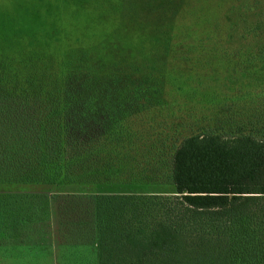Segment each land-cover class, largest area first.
Instances as JSON below:
<instances>
[{
    "label": "rangeland",
    "instance_id": "1",
    "mask_svg": "<svg viewBox=\"0 0 264 264\" xmlns=\"http://www.w3.org/2000/svg\"><path fill=\"white\" fill-rule=\"evenodd\" d=\"M262 6L264 0H0L4 48L23 54L37 50L50 61H60L79 43L75 38L83 35L86 41L103 45L98 48L110 63L119 54L142 51L141 59L128 64L130 75L125 76L123 69L113 80L117 95L84 90L98 108L97 121L92 122L95 115H84L83 123L65 130L70 134L81 129L88 137L83 139H104L95 146H108L122 135L128 152L120 154L121 160L117 150L108 157L112 162L103 168L97 184L0 185V208L23 195L36 196L39 206H48L38 223L44 236L30 237L23 245L10 238L8 214H0L4 219L0 231L5 233L0 232V240L10 241L0 245V264H97L91 197L170 194L169 163L179 140L206 128L226 129L237 106L264 100V41L254 48V56L235 41L264 35L263 23L252 26L238 20L245 11ZM218 109L222 114L214 116ZM54 111L50 129L61 127L60 111ZM26 203L32 206L31 201ZM55 207L62 209L59 225ZM72 242L73 247L63 244Z\"/></svg>",
    "mask_w": 264,
    "mask_h": 264
},
{
    "label": "trees",
    "instance_id": "2",
    "mask_svg": "<svg viewBox=\"0 0 264 264\" xmlns=\"http://www.w3.org/2000/svg\"><path fill=\"white\" fill-rule=\"evenodd\" d=\"M263 16L264 6L245 11L238 20L257 26L264 24ZM261 34H254L258 37L253 41H235L254 56V48L264 41ZM77 40L60 61L37 50L23 54L0 45V185L97 184L112 162L108 157L117 150L121 160L120 154L128 152L122 135L108 146H95L103 138L83 139L81 129L65 130L83 123L84 115H95L92 122L97 121L98 108L85 91L117 95L113 80L123 69L130 75L128 64L141 59L142 51L119 54L110 63L98 48L103 45H94L98 41H86L83 35ZM259 102L237 106L226 129L206 128L179 140L169 163L170 194L91 197L97 264H264V100ZM54 110L61 115L58 129L49 128ZM214 113L222 114L220 109ZM76 133L80 139L69 138ZM30 196L0 208V214H8L10 238L20 245L45 234L38 223L48 206H39L38 197ZM55 213L59 225L62 209L55 207ZM4 239L0 245L10 243Z\"/></svg>",
    "mask_w": 264,
    "mask_h": 264
}]
</instances>
